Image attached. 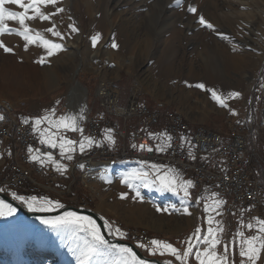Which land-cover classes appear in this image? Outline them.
Masks as SVG:
<instances>
[{
    "label": "rangeland",
    "instance_id": "rangeland-1",
    "mask_svg": "<svg viewBox=\"0 0 264 264\" xmlns=\"http://www.w3.org/2000/svg\"><path fill=\"white\" fill-rule=\"evenodd\" d=\"M245 1L248 2L244 6L234 5V10L241 13L242 17H230V25L225 28L216 23V16L211 9L214 2L212 0H180L179 4L176 0H92L94 5L91 9L81 0H70L66 6L67 18L60 24H55V21L50 24L51 27L54 24V31H60L64 38L61 40L53 37L46 31L47 28L43 29L45 38L62 43L63 50L47 57L46 49L37 42L19 56L17 45L20 42L16 40L11 53L0 48V63L10 55L18 64L28 65L30 72L38 67L42 75L55 76L50 82H45L40 76L39 81L32 80L35 81L32 87L23 92L5 86L4 79L0 77V104L6 99L14 111L28 109L36 103H50L55 106L57 117L78 114L83 110L81 127L83 134H86L85 118L97 109V103L101 106L99 87L103 84V79L108 78L113 83L111 86L119 91L121 103H129L132 95L139 96V100L146 101L150 107L158 106L164 111L183 113V117L193 126L227 132V114L239 120L253 116L257 119L256 124L259 123L261 148L264 149V0ZM189 6L195 7L197 13L188 12ZM101 14L105 17L102 33L98 29L100 24L96 23ZM199 15H203L217 31L230 38L221 39L213 30L201 26L198 23ZM5 23L12 28H19L17 22ZM69 25L75 26L78 31L73 33ZM249 31L254 32V35H250ZM96 34L100 38L96 47H93L91 36ZM5 35L21 38L14 32H6ZM247 36L255 38V44L245 41ZM67 41L74 42L72 48L66 47ZM113 42L118 45L117 48L112 47ZM226 46L230 47L229 50L250 53L248 62L239 71L228 69L226 72L225 58L222 55V49ZM215 52L217 56H212ZM41 56L45 57L43 64L39 63ZM205 58L219 61V75L226 81L227 87L232 89L230 92L220 93L228 97V107L220 106L211 98V93L207 91L211 88L196 87L202 73L201 70L196 71L201 67L194 66L201 65ZM240 79L243 80L241 85L237 83ZM79 84L85 92L78 87ZM232 92L240 95L231 97ZM0 141L2 142L1 139ZM7 147L6 149L9 148ZM134 168L147 170L140 162H119L109 170L110 173L99 186L100 194L92 193L78 178L75 182L74 178L68 181L70 189L59 186V191H55L48 187L51 185H44V188H39V192L43 198L59 201L63 205H83L84 201L88 202L87 206L92 204L112 225L113 230L118 227L125 233L124 236L114 235L120 239H129L125 237L127 233L122 227L142 228L149 232L152 240L166 241L183 251L189 242L199 243L193 233L199 227L201 237L206 234L209 226L207 217L211 215L214 220L212 226L223 228L220 233L222 243L217 245V252L222 253L223 243L233 240L237 231H230L229 219L225 217L222 208L215 209L211 206L205 212L204 204L196 207L194 230H188L186 234H174L173 231L179 226L185 228V221L177 217L184 213V203L172 199L174 196L168 191L169 194L165 195L164 191L155 187L141 188L144 199H133L135 193L121 183V179L124 173ZM4 172L7 174L9 171ZM33 176L39 179L35 172ZM124 192L128 196L122 199L121 193ZM172 205L178 210H173ZM158 206L168 208V211H157ZM216 221L220 222L219 225ZM244 228H239V231H243L245 236L257 233V228L249 231ZM175 238L180 240L181 248L176 240H172ZM238 239L240 238L237 237ZM134 242H137V246L141 243L151 246V242ZM76 243L78 242L70 239L69 233L53 230L38 219L27 218L18 209L13 216L0 218V264H77L76 257L70 251ZM203 247L201 244V250ZM140 249L151 256L148 248ZM151 257L180 264L169 253L163 256L157 253ZM240 260L239 247L234 245L229 264H240ZM189 264H198L194 255L189 257ZM256 264H264V251Z\"/></svg>",
    "mask_w": 264,
    "mask_h": 264
},
{
    "label": "built area",
    "instance_id": "built-area-1",
    "mask_svg": "<svg viewBox=\"0 0 264 264\" xmlns=\"http://www.w3.org/2000/svg\"><path fill=\"white\" fill-rule=\"evenodd\" d=\"M111 84L113 83L104 87L103 82L99 87L100 107L109 116L120 119L125 126L119 127L110 120L102 121L90 115L86 120V131L91 137H95L104 127H111L121 138V149L117 154H112L110 144L105 142L93 148L86 156H80L76 150V158L72 162H66L60 157L59 148L52 149L41 143L40 137L33 131V120L27 119L28 123H25V118L13 115L10 105L1 103L0 115L4 119L0 120V138L7 142L15 139V160L7 174L4 170L0 172V188L39 189L44 188V185H51L48 187L59 191L56 182L60 178V171L48 164L47 175L41 177V168L37 162L30 159L32 153H29L28 149L31 147L33 152L40 155L50 151L55 159L68 163L70 180L74 178L75 182L78 178L86 187L88 184H85V181L101 185L109 168L118 159L142 162L152 160L168 168L177 167L184 173H191L197 188L195 202L198 204L215 190L225 200L223 210L226 215L243 210L252 218L264 212V153L259 143L260 127L259 123L256 124L255 117L247 116L239 120L227 114V132L207 129L204 126L194 127L180 112L162 114L140 102L139 96H131L129 103H121L120 93ZM101 87L106 89L105 95H101ZM134 118L137 119V131L130 134L126 125L128 120ZM161 121H164V126L173 139L170 147L158 152L148 130ZM182 137L187 139L182 140ZM141 144L152 148V151L140 149ZM80 165H83V168ZM34 169L39 179L33 176ZM88 188L94 193L92 188ZM87 205L88 202L84 201L83 206ZM123 228L127 233L125 237L129 240H141L145 243L152 240L147 230Z\"/></svg>",
    "mask_w": 264,
    "mask_h": 264
},
{
    "label": "snow or ice",
    "instance_id": "snow-or-ice-1",
    "mask_svg": "<svg viewBox=\"0 0 264 264\" xmlns=\"http://www.w3.org/2000/svg\"><path fill=\"white\" fill-rule=\"evenodd\" d=\"M57 3L58 0H0V34L14 32L26 42L24 44L25 49H27L30 44L39 42V44L46 49L47 57L55 55L64 49L62 43L45 38L40 32H36V34L33 35L26 21L36 20L37 18L42 21L50 20L56 13L64 11L63 8L56 6ZM176 3L179 4L180 0H176ZM9 5L17 6L21 10H13L11 7H8ZM48 6L54 7L55 12L42 10L47 9ZM187 10L190 13H197V9L193 6H189ZM6 21L18 22L20 27L12 28L5 23ZM198 23L216 32L221 39L227 40L230 38L228 35L217 31L215 26L205 19L203 15H199ZM69 27L73 33L78 31L75 26L69 25ZM54 28L55 25L53 24V26L47 28L46 31L51 33L53 37H59L62 40L64 38L62 33L58 30L54 31ZM99 38V34L91 36L93 47H96ZM112 47L117 48L118 45L113 42ZM0 48L6 53H11L13 51L11 47L5 46L3 41H0ZM44 62L45 57L41 56L39 63L43 64ZM196 87L205 89L203 83H198ZM207 91L211 93V98L220 106L228 107L226 104L228 97L218 94L214 89H207ZM239 95L240 93L238 92L230 93L231 97H238ZM54 113L55 110L53 109L51 114L35 117L33 120V131L40 133L41 143L50 146L52 149L59 148L60 157L63 160L72 161L74 158L73 154L76 152L77 147L80 153H84L94 146H99L104 141L114 143L111 129L107 130V135L104 137L103 141H96L93 137L83 134L84 130L81 127V121L84 119L83 110L78 114H65L53 119ZM2 119H4V117L0 115V120ZM24 122L28 123V120L26 119ZM45 122H47L50 127L54 126L57 129L56 132L52 134L55 136V139L51 136L44 139L45 136H48V129L45 128L41 130L40 126L45 124ZM69 130L71 132H79L81 134L79 140L69 139L62 134ZM158 139L160 143L156 145L155 150L163 152L167 147L171 146L173 138L169 134L162 133L159 135ZM181 139L186 140L187 138L182 137ZM190 143L189 141V144ZM133 147H137V145H133ZM139 148L152 151V148L143 144L139 145ZM28 151L32 153L33 149L29 147ZM189 155H191V153H189ZM30 159L38 162L42 167L51 164L57 171H66L68 168L66 163H62L60 160L55 159L50 151L41 155H31ZM80 167L83 168V165H80ZM121 183L126 184L127 187L135 193L132 197L133 199H144L140 190L141 188L155 187L160 191H169L175 194H180L182 191L184 212L188 213V206L190 203L189 189L193 186V181L191 179H182L178 173H174L172 168H165L156 164H152L148 170L144 168H134L122 175ZM4 191V188H0V192ZM10 195L13 200L19 201L30 211L48 213L57 208L64 207L59 201H53L51 199H38L37 196L26 197L24 195H18L16 192H11ZM127 196V192L121 193L122 199ZM212 196L217 197L218 194L212 193ZM224 203L222 199L215 200L217 207ZM171 208L173 210H178L175 208V205H172ZM16 211L17 208L14 207L12 203H9L5 199H0V218L11 217ZM157 211H168V208H160L158 206ZM207 211L208 205L205 204V212ZM38 219L42 224L53 230L69 233L70 239L78 242L74 248H70V251H72L73 255L76 257L77 264H150L148 260L141 259L132 248L124 244H114L106 239L101 230V226L91 216L81 215L74 211H64L60 215H41ZM254 220L255 223L249 222L246 227L250 230L257 228V233L255 235L245 236L243 231H238L232 241L223 243L222 253L217 252V245L222 243L220 233L223 231V228H214L212 226L214 220L211 215L207 217L209 226L206 234H203L201 237V228H196L193 236L199 243L192 244L189 242L188 246L184 248L183 251L174 247L171 243L158 239H153L150 247L142 243L138 244V247L148 248L151 256H156L157 253L161 256L165 253H169L171 256L175 257L177 261H180V264H189V257L193 255L195 262H198V264H229L232 246L238 245L239 255L241 257L240 264H256V261L260 259L261 252L264 251V219L257 217L254 218ZM215 223L219 225L220 222L216 221ZM104 226L108 228L109 235H125L118 227L113 230L112 225L108 221H105ZM237 237L240 239L237 240ZM189 239L191 240V238ZM201 244L204 245L202 250ZM164 264H172V261L166 260Z\"/></svg>",
    "mask_w": 264,
    "mask_h": 264
},
{
    "label": "bare ground",
    "instance_id": "bare-ground-1",
    "mask_svg": "<svg viewBox=\"0 0 264 264\" xmlns=\"http://www.w3.org/2000/svg\"><path fill=\"white\" fill-rule=\"evenodd\" d=\"M82 1L86 3L88 9H91L92 6L94 5L92 0H81V2ZM212 1H214V2H213V8H211V9H212V13H214L216 16V23L218 26H222L225 28H227V25H230V21H229L230 17H235V18L242 17V16H240L242 14L235 11L234 7L235 6H237V7L244 6L248 2V1L246 2L245 0H212ZM69 2H70V0H63L62 2L58 1L56 6L63 8L64 11L61 13H56L50 20L42 21L39 18H37L36 20L26 21V24L32 30L33 35H35L36 32H40L42 35H44L45 28H48L47 26H49L52 21H55V24H60V22L62 20H65L68 16L66 6L69 4ZM96 2L97 1H95V3ZM100 6H102V4ZM8 7H11L13 10H18V11L21 10L17 6H13V5H9ZM42 10L47 11V12H55V8L52 6H48L47 9H42ZM99 14H97V15H99ZM96 21H97L96 23L100 24V28H98L99 31L100 32L103 31L105 28L104 14H101L99 16V18L96 19ZM6 24H8V23H6ZM19 27H20V25H19ZM50 27H51V25H50ZM5 33L0 34V40L6 41L5 45L7 47H12V48L14 46V40H16L17 42L19 41L20 43L18 42L19 45H17V46H19L20 52L18 51V53H19L18 55L22 56L23 55L22 53L25 50H27L24 48V44L26 42L23 40L22 37L21 38H17V37H13V36L9 37V36L5 35ZM176 33L177 32H175V34ZM253 33H252V31L251 32L249 31L250 35H254ZM15 36H18V35H15ZM254 39L255 38H252L251 36H249V37L247 36L245 41H247L251 44H255ZM73 43L74 42L67 41L66 47L72 48ZM30 46H31V44L29 45L28 49H30ZM229 48H227V46H226L222 49V55L225 58L224 66L226 68V72L228 71V69L229 70H238V69L240 70L244 66V64L246 65V63L248 62V60L250 58V55H249L250 53L245 54L243 52H236L235 50H229ZM215 55L217 56V52L213 53L212 56H215ZM36 57H38V55ZM126 63H128V62L126 61ZM218 63H219V61L216 62L215 58H213L212 60L205 58L201 65L194 66L196 68L201 67L199 70H196V71L201 70V73H202V77L198 78L197 81L199 83H203L206 87H209L211 89L216 90L218 94L230 92L232 89L227 87L226 81H223L219 75L220 64L218 65ZM28 68H29L28 65H24V64H20V63L18 64L16 61H13L12 58H10V55H8V56H6V59L3 60V63L2 62L0 63V77H1V79H4V85L5 86L11 87L13 89H18L19 92L20 91L23 92L24 90H26V88H28V89L31 88L33 82H35V81L32 82V80L39 81L40 76L43 77L42 80H44L45 82H47V81L50 82L53 80V78H55V76L53 74L52 75H48V74L42 75V73L38 67H36V68L32 67L34 70L32 72H30V68L29 69ZM168 70H170V69H168ZM242 81L243 80H241V79L237 80V83L240 84ZM103 82H104V87L106 85H108V83H111V81H109L108 78H104ZM29 84H31V85L29 86ZM78 87L83 92H85V89L80 84L78 85ZM104 87L100 88V91H103L101 93V95L106 94L104 92L106 90ZM118 93H119V91H118ZM224 95H226V94H224ZM135 97H137V96L132 95V98H135ZM2 103H6V104L10 105V102L6 99L3 100ZM11 107L13 109V106H11ZM85 184H88V187L92 188L94 190V193L100 194V192H99V186L100 185H98L96 183H90L88 181H85Z\"/></svg>",
    "mask_w": 264,
    "mask_h": 264
},
{
    "label": "crops",
    "instance_id": "crops-1",
    "mask_svg": "<svg viewBox=\"0 0 264 264\" xmlns=\"http://www.w3.org/2000/svg\"><path fill=\"white\" fill-rule=\"evenodd\" d=\"M140 102H142L143 104L149 105L148 103H146V101H143L141 99H140ZM149 107H150V105H149ZM53 109L55 110V106L51 105L50 103H46V104L45 103H36V104L31 105V107L28 108V109H24L23 108L21 110H14L13 111V115L18 117V118H25V119H28V120H34V118L37 117V116H44L46 114H51ZM151 109L159 111L162 114L173 112V111H164V110H162V108H160L158 106L152 107ZM88 115H94V116H96L97 118H99L102 121L110 120V121L116 123L119 127L125 126V124L120 119L113 118V117L109 116L100 106H98V103H97V109L95 111L89 113ZM57 116L58 115H56V113H54L53 119L58 118ZM126 127H127V130L130 132V134L136 133V131H137V119L134 118V119L130 120L127 123ZM194 127H196V126H194ZM40 128H41V130H43L45 128L48 129V136H45L44 139H47L49 136H51L53 139H55V136L52 135V134L55 133L57 129L54 126L50 127L47 124V122H45V124L41 125ZM109 129H111V131H112V135H113V138H114V143H109L107 141H104L103 143L107 142L108 144H110V148H111L112 154H117L120 151V149H121L122 141L119 138V136L114 133V131L112 130L111 127H107V126L104 127L102 129V131L97 136H95L93 138L96 141H103L104 137L107 135V130H109ZM148 133L149 134H153V135H150V136L152 137V139L154 140L156 145L158 143H160V140L158 139L160 134L166 133V134L170 135V133L166 130V128L164 126V121H161L159 124L152 125L149 128ZM37 134H39V136L41 137L39 132H37ZM62 134L65 135L67 138L73 139V140H79L80 135H81L79 132H71L70 130L68 132H65V133H62ZM84 135L85 136H90L88 133L84 134ZM260 138H261V136H260ZM259 143H260V146H261V140H259ZM7 144H8L9 148L6 146ZM13 144H15L14 140H13ZM102 144H100V145H102ZM6 147L9 150L6 149ZM95 147L96 146H94L93 148H95ZM92 149L86 150L84 153H80L79 152V155L80 156H86V155H88L90 153V151ZM77 150L79 151L78 147H77ZM262 151H264L263 148H262ZM13 152H14V146H12V142L7 143V142H1L0 141V170H3V169L7 170V171L11 170L12 165L14 163V154H13ZM32 155H38V154L32 152ZM73 155H74V158H73V160H74L76 158V156H75V154H73ZM131 161L135 162V160H131ZM32 162H36V161L32 160ZM119 162H127V161H118L117 160L115 162L113 168H115ZM4 163H5V165H2ZM37 164L39 165V167L42 170V174L40 176L41 177H45L47 175L48 165L42 167L38 162H37ZM141 164L143 166H145L147 170L151 167L152 164H156V165H160V166H163L165 168H168L165 165L157 163V162L152 161V160L146 161L145 163H141ZM171 168L173 169L174 173H178L179 176L182 179H185V180L191 179L193 181V186L189 189V191H190V197H189L190 203H189V206H188V213H191V214H188V213L184 212L182 214V216L178 215L177 217L182 218V220L185 221V228H181L179 226L176 229V231H173L174 234H186V232L188 230H189V232H191L195 228L194 227L195 225H193V223H194L193 217L196 215L195 214V210L197 209L196 207L199 206L194 201L196 193H197V188L195 187L193 176H192L191 173H184L177 167H171ZM35 171L36 170L34 169V172ZM60 172H61V175H60V178L57 181L58 185L60 187H62V188L68 187L69 186L68 181L70 180V174H69L68 170H66V171L61 170ZM108 173H110V171H108ZM106 175H105V177H106ZM39 191L40 190L33 191L32 189L27 187V188H20L17 191H14V192H16L18 195H24L26 197L37 196L38 199H41V198H43V195ZM168 192L164 191V194L168 195L170 193L172 196H174V197H172V199L178 200V201L183 203V192L182 191L180 192V194H175L173 192H169L168 193ZM212 193H217V191L213 190L209 194H207L206 198L200 204H204V205L207 204L208 205V209L211 206H214L215 209L222 208V211H223L225 217H227L229 219L228 225H229L230 231L232 233L236 232V231L238 232L240 230L239 228H242V227H245L244 229L249 231L250 229H248L246 227V225L249 222L255 223L254 218H257V217L260 218V219H264V212H262L258 216L252 217V218L248 217L247 214H245V211H243V210L242 211L238 210L237 212L233 213L232 215H226V213L223 210V207H224L225 203L223 205H220L219 207H217V205L215 204V200L216 199H222L224 202H225V200L218 193H217L218 194L217 197H213ZM241 222H243V223H241ZM250 232H252V231H250ZM38 246H40V245H38Z\"/></svg>",
    "mask_w": 264,
    "mask_h": 264
},
{
    "label": "water",
    "instance_id": "water-1",
    "mask_svg": "<svg viewBox=\"0 0 264 264\" xmlns=\"http://www.w3.org/2000/svg\"><path fill=\"white\" fill-rule=\"evenodd\" d=\"M0 199H5L9 203H12L13 206L16 207L25 217L30 218V219H38V217L41 215H51V216L60 215L64 211H74V212H77L81 215L91 216L101 226V230L104 233L105 238L108 239L110 242H112L114 244H124V245L132 248L133 251H135L136 254L141 259L148 260L150 262V264H164V261L157 258V257L147 256L135 243H133L129 240H126V239L117 238L114 235H109L108 228L104 226L106 220L94 208L83 207V206H79V205H75V204H66V205H63L64 206L63 208L55 209L52 212L41 213V212L30 211L26 206L21 204L19 201L13 200L12 196H10L9 194H7L5 192H0ZM172 264H175V263H172Z\"/></svg>",
    "mask_w": 264,
    "mask_h": 264
},
{
    "label": "trees",
    "instance_id": "trees-1",
    "mask_svg": "<svg viewBox=\"0 0 264 264\" xmlns=\"http://www.w3.org/2000/svg\"><path fill=\"white\" fill-rule=\"evenodd\" d=\"M8 194H10L11 192H7ZM77 205V204H76ZM91 208H93V205L92 204H90L89 205ZM172 240H176V243H178L179 244V246H180V248H181V245H180V240H177V238H175V239H172ZM135 244L137 243V242H134ZM182 244V243H181Z\"/></svg>",
    "mask_w": 264,
    "mask_h": 264
}]
</instances>
